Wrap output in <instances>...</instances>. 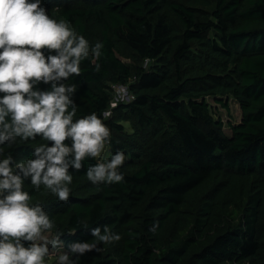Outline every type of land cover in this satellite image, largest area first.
Listing matches in <instances>:
<instances>
[{"label":"trees","instance_id":"1","mask_svg":"<svg viewBox=\"0 0 264 264\" xmlns=\"http://www.w3.org/2000/svg\"><path fill=\"white\" fill-rule=\"evenodd\" d=\"M42 6L90 45L102 42L99 60L82 61L80 74L67 81L76 85L74 119L95 112L111 130L112 154L127 157L124 181L111 185L87 179L91 158L78 171L70 168L67 203L25 181L31 202L54 221L52 234L62 233V252L87 241L97 248L77 264H264V0H42ZM115 83L134 97L108 118ZM223 96L241 110L229 135L206 101ZM121 119L131 122V133ZM43 142L18 141L5 151L23 160ZM97 226L121 239L98 241L90 231Z\"/></svg>","mask_w":264,"mask_h":264},{"label":"clouds","instance_id":"2","mask_svg":"<svg viewBox=\"0 0 264 264\" xmlns=\"http://www.w3.org/2000/svg\"><path fill=\"white\" fill-rule=\"evenodd\" d=\"M102 48V42L90 45L68 22L51 18L42 0H0V264H48L50 248L64 243L59 231L54 238L46 234L56 225L44 205L31 202L25 181L67 203L73 182L69 169L80 170L89 158L95 163L85 174L93 185L124 181L125 152L103 155L111 130L95 112L74 119L76 85L67 83L80 74L82 61L99 60ZM41 83L49 87L42 89ZM38 137L44 142L26 159L5 151ZM90 231L103 243L121 239L106 226ZM96 248L87 241L71 242L56 264H77Z\"/></svg>","mask_w":264,"mask_h":264},{"label":"rangeland","instance_id":"3","mask_svg":"<svg viewBox=\"0 0 264 264\" xmlns=\"http://www.w3.org/2000/svg\"><path fill=\"white\" fill-rule=\"evenodd\" d=\"M126 61H129L128 59H124ZM206 101L209 104L210 107V113L215 119H221L223 123V130L225 134H230V124L238 123L241 119V110L239 107V104L231 97V96H223L221 98H213V97H207ZM222 103H225L226 106H224ZM119 102L113 100L111 101L109 108L104 113L105 117H113L114 115H117V112L115 111V107ZM118 123L122 126L123 131L125 133H131V122L126 119H121L118 121ZM112 154L110 147L106 146L105 153L103 155L109 156ZM49 238H54V235L52 233H46ZM62 245L58 248L51 249V255L46 258L48 261V264H52L54 261L56 262V257L62 252Z\"/></svg>","mask_w":264,"mask_h":264},{"label":"built area","instance_id":"4","mask_svg":"<svg viewBox=\"0 0 264 264\" xmlns=\"http://www.w3.org/2000/svg\"><path fill=\"white\" fill-rule=\"evenodd\" d=\"M147 60H145L144 65L147 64ZM112 89V100L113 98L117 102H128L133 99V94L129 91V88L125 84L115 83L111 85ZM111 100V101H112Z\"/></svg>","mask_w":264,"mask_h":264}]
</instances>
